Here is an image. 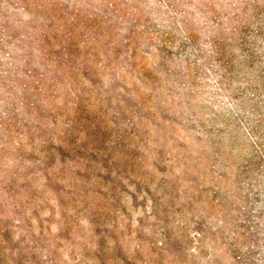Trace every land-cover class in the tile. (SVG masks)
<instances>
[{"label":"rangeland","instance_id":"obj_1","mask_svg":"<svg viewBox=\"0 0 264 264\" xmlns=\"http://www.w3.org/2000/svg\"><path fill=\"white\" fill-rule=\"evenodd\" d=\"M0 264H264V0H0Z\"/></svg>","mask_w":264,"mask_h":264},{"label":"trees","instance_id":"obj_2","mask_svg":"<svg viewBox=\"0 0 264 264\" xmlns=\"http://www.w3.org/2000/svg\"><path fill=\"white\" fill-rule=\"evenodd\" d=\"M163 1H169V0H163ZM236 30H238V28H236ZM241 31H238V33H240ZM244 36L240 37V39L242 38L243 39ZM220 39L219 37L217 36V38L213 39V43H212V51L213 53L215 54H219L220 53V50H219V47L218 45H220L219 43ZM247 44H250L249 42L247 41H244V40H241L240 41V46L242 47V49L244 50L243 51V56L246 58V61L251 62L250 65L254 64L255 60L257 59V53H258V49H259V46L256 44V42H254L253 44H250L252 46H248L246 47ZM228 60V59H227ZM231 61V59H230Z\"/></svg>","mask_w":264,"mask_h":264}]
</instances>
